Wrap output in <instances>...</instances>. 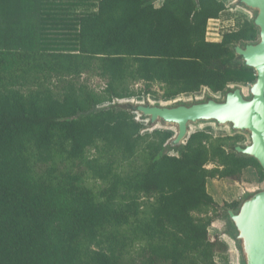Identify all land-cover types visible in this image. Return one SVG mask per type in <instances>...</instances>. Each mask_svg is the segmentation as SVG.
Masks as SVG:
<instances>
[{"label": "trees", "instance_id": "1", "mask_svg": "<svg viewBox=\"0 0 264 264\" xmlns=\"http://www.w3.org/2000/svg\"><path fill=\"white\" fill-rule=\"evenodd\" d=\"M228 11L224 0H0V264H223L228 246L208 231L218 215L238 248L240 202L218 214L206 181H239L248 166L263 180L244 136L198 129L175 145L174 130L120 102L159 95L154 84L172 99L253 82L236 48L257 39L255 13L206 37Z\"/></svg>", "mask_w": 264, "mask_h": 264}, {"label": "water", "instance_id": "2", "mask_svg": "<svg viewBox=\"0 0 264 264\" xmlns=\"http://www.w3.org/2000/svg\"><path fill=\"white\" fill-rule=\"evenodd\" d=\"M240 1L248 11L256 13L254 24L258 30V38L253 44L236 48L237 54L255 71V81L247 84L248 96L241 84H228L227 88L236 86L238 89L226 94L219 92L222 101L210 98L207 101L175 106L161 104L164 103L161 100L153 103L148 98L147 101L144 98L137 101L131 98L120 102H130L135 112L151 121H162L172 126L175 133L172 143L175 145L184 142L187 135L193 132V126L201 122L231 125L245 137V142L239 143L243 146L242 152L255 157L264 169V0ZM250 191L254 192L244 197L238 211L229 212L236 227L238 248L229 235L227 239L244 264H264V186L246 187L241 193Z\"/></svg>", "mask_w": 264, "mask_h": 264}, {"label": "rangeland", "instance_id": "3", "mask_svg": "<svg viewBox=\"0 0 264 264\" xmlns=\"http://www.w3.org/2000/svg\"><path fill=\"white\" fill-rule=\"evenodd\" d=\"M228 6V12H226L225 14H223L220 18L218 19H210L208 21L207 24V33H206V37L209 40H221L222 35L225 31L232 29L235 26V21L234 19L237 16H242V17H249L252 18L253 13L251 11H248L244 6L238 5L239 4V0H224ZM65 5V4H64ZM67 6V5H66ZM72 9H75L74 7ZM79 10V8H78ZM85 78L88 84H90L91 86L95 87L96 90H100L103 86H104V80H102L101 78L91 75V74H84L82 76V79ZM247 84H241L244 88V92L246 93V95L248 96V87ZM134 87L136 89L138 88H142L143 87V83L142 82H137L134 84ZM152 90H155L156 92H158V94L160 95V93L163 92V89H161L159 87V85L154 84L152 85ZM215 96H214V95ZM159 95H148V99L150 100V102H157L158 100H161L164 103V105H175V104H182V103H194L196 101H201L204 100L206 97L208 96H212L214 98H222V94L221 93H213L210 90H208L206 87H203L200 91L192 93V94H180L177 98L166 101L168 99H163L161 98ZM140 99H142V97H140ZM135 101H137L135 99ZM147 101V98H146ZM137 119H140L141 115L137 112L134 113ZM153 127H161V128H170V130H173L172 126H168L166 124H164L162 121L160 122H156ZM205 130L207 132L212 133L215 136H223V135H234V134H241L242 136L243 133H238V131H233V129L230 127V125H220V124H215L213 122H201L200 124L193 126L192 130ZM174 132V131H173ZM245 142V137H243V140L238 142V143H243ZM174 151H170V153H173ZM208 166H212V164H209ZM220 179V178H217ZM224 183H221L223 186L227 187V191H222V193H224L225 195H227L228 197H233L236 195L237 191H244L246 187H253V186H260V188L262 186H264V178L263 180H258L257 184L253 185V181L245 179V178H241V180H233V179H224L223 180ZM233 182L236 184V186H231V184H233ZM226 183H229L226 184ZM226 184V185H224ZM222 186V187H223ZM238 188V189H237ZM215 193V192H214ZM246 192L242 195H239L237 198L239 202H241L244 197L247 195ZM240 194V193H239ZM237 196V195H236ZM227 197V198H228ZM219 201L216 202L218 204L219 210H217L218 214H222L223 213V203L224 201L226 202H231L233 200L230 199V201L227 200H223L218 199ZM229 200V199H228ZM227 228H228V221L226 218L218 215V217H215L214 220L212 221V223L210 224L208 231H209V235L211 238H218L219 240L225 242L228 246V250H227V259L226 260H222L221 258L217 257V262L218 263H223V264H241L238 258V255L236 253V250L233 247H231V244L228 239H227ZM231 244V245H230ZM237 258H238V262H237Z\"/></svg>", "mask_w": 264, "mask_h": 264}, {"label": "crops", "instance_id": "4", "mask_svg": "<svg viewBox=\"0 0 264 264\" xmlns=\"http://www.w3.org/2000/svg\"><path fill=\"white\" fill-rule=\"evenodd\" d=\"M242 178H245V179H248V180L253 181V185L254 184H257V181L260 180L259 175H258L256 169L254 167H251V166H248L245 169H243V171H242ZM224 179H227V178H220V179L211 178V177L210 178H207V181H206V189H207L208 193L214 198V200L216 202H218L219 201L218 199H221V198L223 200H227V201H230V199L231 200H238L237 197L239 195H242L241 191L240 192L237 191V193H236L237 196L235 195L233 197H228L227 195H225L224 193L221 192V190L222 191H227V187L226 186H223L221 184V183H224L223 182ZM226 184L229 185V183H226ZM226 184H224V185H226ZM232 185L235 186V187H238V186H236V184L234 182H233V184H231V186Z\"/></svg>", "mask_w": 264, "mask_h": 264}, {"label": "flooded vegetation", "instance_id": "5", "mask_svg": "<svg viewBox=\"0 0 264 264\" xmlns=\"http://www.w3.org/2000/svg\"><path fill=\"white\" fill-rule=\"evenodd\" d=\"M255 13V12H254ZM255 16H256V13H255ZM255 16H254V18H255ZM257 38H258V35H257ZM257 40V39H256ZM255 40V41H256ZM255 41H253V42H250V43H248V44H253ZM256 79V78H255ZM255 81V80H254ZM253 81V82H254ZM252 82H248V84H251ZM226 94V93H225ZM251 97V96H250ZM210 98H213L214 100H216V101H222L220 98H214V97H210V96H208V97H206L204 100H201V101H199V102H202V101H207V100H209ZM182 104H185V105H189V104H191V103H189V104H186V103H182ZM175 105H181V104H175ZM175 105H169V106H175ZM246 198V197H245ZM241 203V202H240ZM236 237H237V235H236V233H235V241H236Z\"/></svg>", "mask_w": 264, "mask_h": 264}, {"label": "built area", "instance_id": "6", "mask_svg": "<svg viewBox=\"0 0 264 264\" xmlns=\"http://www.w3.org/2000/svg\"><path fill=\"white\" fill-rule=\"evenodd\" d=\"M212 20V19H211Z\"/></svg>", "mask_w": 264, "mask_h": 264}]
</instances>
